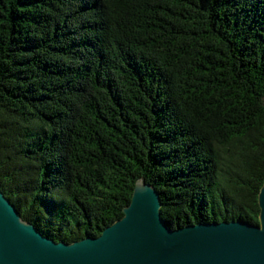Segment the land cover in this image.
Instances as JSON below:
<instances>
[{"label":"trees","instance_id":"1","mask_svg":"<svg viewBox=\"0 0 264 264\" xmlns=\"http://www.w3.org/2000/svg\"><path fill=\"white\" fill-rule=\"evenodd\" d=\"M140 177L172 229L260 224L264 0H0V190L73 242Z\"/></svg>","mask_w":264,"mask_h":264},{"label":"water","instance_id":"2","mask_svg":"<svg viewBox=\"0 0 264 264\" xmlns=\"http://www.w3.org/2000/svg\"><path fill=\"white\" fill-rule=\"evenodd\" d=\"M160 193L138 178L121 218L98 236L68 242L25 221L0 190V264H264V183L259 225L239 219L172 229Z\"/></svg>","mask_w":264,"mask_h":264}]
</instances>
